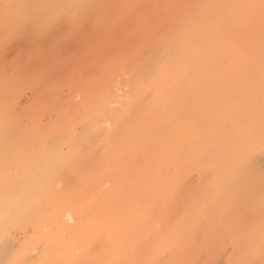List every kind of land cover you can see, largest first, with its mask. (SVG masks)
<instances>
[{
  "label": "rangeland",
  "instance_id": "rangeland-1",
  "mask_svg": "<svg viewBox=\"0 0 264 264\" xmlns=\"http://www.w3.org/2000/svg\"><path fill=\"white\" fill-rule=\"evenodd\" d=\"M0 264H264V0H0Z\"/></svg>",
  "mask_w": 264,
  "mask_h": 264
},
{
  "label": "bare ground",
  "instance_id": "bare-ground-1",
  "mask_svg": "<svg viewBox=\"0 0 264 264\" xmlns=\"http://www.w3.org/2000/svg\"><path fill=\"white\" fill-rule=\"evenodd\" d=\"M245 5H246V4H245ZM245 41H246V40H245ZM238 43H239V42H238ZM171 58H172V57H171ZM224 63H225V62H224ZM207 67H208V66H207ZM150 105H151V104H150ZM145 108H146V107H145ZM171 123H172V122H171ZM157 124H158V123H157ZM146 132H147V131H146ZM140 147H141V146H140ZM67 216H68V215H67ZM68 217H69V216H68ZM68 217H67V218H68ZM70 218H71V217H70ZM71 221H72V220H71Z\"/></svg>",
  "mask_w": 264,
  "mask_h": 264
}]
</instances>
